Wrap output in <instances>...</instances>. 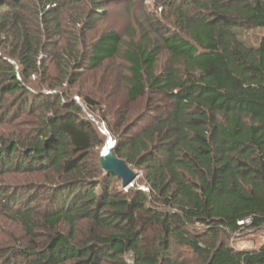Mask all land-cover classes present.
Returning <instances> with one entry per match:
<instances>
[{"label":"trees","instance_id":"16d2710c","mask_svg":"<svg viewBox=\"0 0 264 264\" xmlns=\"http://www.w3.org/2000/svg\"><path fill=\"white\" fill-rule=\"evenodd\" d=\"M112 1L0 0V177L45 178L0 185L24 237L0 264H264V241L233 246L264 233V34L237 31L264 30V0H163L172 26L127 40L97 33ZM105 63L145 112L81 86ZM100 124L131 189L100 168Z\"/></svg>","mask_w":264,"mask_h":264},{"label":"rangeland","instance_id":"374dc122","mask_svg":"<svg viewBox=\"0 0 264 264\" xmlns=\"http://www.w3.org/2000/svg\"><path fill=\"white\" fill-rule=\"evenodd\" d=\"M112 6L106 9V17L103 22L97 28V33L101 30L105 31H117L118 34L124 39H129L130 36L135 34V30L139 29V26L142 25L145 29L148 25L152 24L157 28H163L167 26H172L171 21L172 14L167 9L162 8L163 0H113ZM170 20V23H169ZM170 28V27H168ZM171 27L170 29H172ZM129 31V32H128ZM139 31V30H138ZM238 34H240L241 39H246V43L250 46L256 47L259 43L261 36L264 34V30L261 29H238ZM133 33V34H132ZM136 35V34H135ZM168 56L166 53L161 57L157 69H161L164 64H167ZM101 71L105 76L100 78L101 74L95 75L93 72H85L81 78V86L85 89H92L94 86L97 93H100V96H103L110 105L117 106L120 105L124 111H128L135 115H140L145 112L146 105L142 100H139L134 103H128L125 100L122 87L120 86L117 90L111 92V90L105 89V85L109 82H112L114 79L115 73V64L105 63L101 68ZM110 77V79H109ZM108 79V81H107ZM108 82V83H107ZM76 101H80L78 98ZM24 120V119H21ZM27 120V119H26ZM103 124L98 126V131ZM148 123H144L142 126H147ZM104 126V125H103ZM14 131L12 126L1 127L0 134H9ZM99 133H101L99 131ZM102 134V133H101ZM108 139L106 140V142ZM113 142V141H112ZM102 150V148H101ZM100 150V155H101ZM138 178V177H137ZM136 179L130 183L127 187L121 185V181H116L113 183V187H120V189H131L136 184ZM41 183L45 182L43 175H38L36 177L25 176V175H3L0 177V185H10L13 187H18L24 183ZM142 190H145L144 186H141ZM24 241L23 231L20 226L13 221H10L6 218L5 214L0 213V242L2 246L5 245H17ZM264 241V233L258 232L255 235L242 239L240 241L234 242L233 246L240 249H251L252 246H257Z\"/></svg>","mask_w":264,"mask_h":264},{"label":"water","instance_id":"95a60500","mask_svg":"<svg viewBox=\"0 0 264 264\" xmlns=\"http://www.w3.org/2000/svg\"><path fill=\"white\" fill-rule=\"evenodd\" d=\"M107 136L108 141L105 143H108V154L106 156L103 155V148L101 150L100 155V168L106 172L107 174H110L114 176L115 178H119L121 181V185L123 187H127L130 185L131 182L134 181L138 177V174L131 170L122 160L116 159L113 155L112 149L114 147V142H112L110 136H108L107 132L105 134ZM110 142V143H109ZM103 146V147H105Z\"/></svg>","mask_w":264,"mask_h":264},{"label":"built area","instance_id":"2783aa9c","mask_svg":"<svg viewBox=\"0 0 264 264\" xmlns=\"http://www.w3.org/2000/svg\"><path fill=\"white\" fill-rule=\"evenodd\" d=\"M99 131H100L103 135L106 134V130H105V127H104L103 125H102V127L99 129ZM249 223H250L249 220L239 221V222H238V225H239V226H242V225H248Z\"/></svg>","mask_w":264,"mask_h":264},{"label":"bare ground","instance_id":"6f19581e","mask_svg":"<svg viewBox=\"0 0 264 264\" xmlns=\"http://www.w3.org/2000/svg\"><path fill=\"white\" fill-rule=\"evenodd\" d=\"M109 143H110V142H109ZM107 146H108V143L106 144L105 147H103V151H102V152H103V155H104V156H106V155L108 154V152H107L108 147H107Z\"/></svg>","mask_w":264,"mask_h":264}]
</instances>
